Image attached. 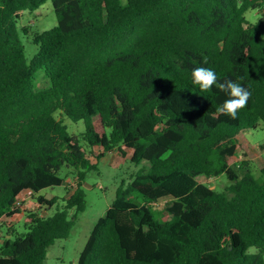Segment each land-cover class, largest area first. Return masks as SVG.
I'll use <instances>...</instances> for the list:
<instances>
[{
  "label": "trees",
  "instance_id": "obj_1",
  "mask_svg": "<svg viewBox=\"0 0 264 264\" xmlns=\"http://www.w3.org/2000/svg\"><path fill=\"white\" fill-rule=\"evenodd\" d=\"M47 1L56 24L33 34L29 58L17 21ZM200 67L217 74L208 91L193 83ZM229 80L250 93L235 119L220 111ZM57 112L83 122L95 159L123 147L148 162L116 189L76 264H264V165L256 177L244 152L231 161L238 135L264 124V0H0V219L21 212L22 192L77 171L62 208L26 211L15 238L2 223L0 264H42L85 208L94 164ZM222 175L223 189L203 180ZM36 200L47 209L57 196Z\"/></svg>",
  "mask_w": 264,
  "mask_h": 264
},
{
  "label": "rangeland",
  "instance_id": "obj_2",
  "mask_svg": "<svg viewBox=\"0 0 264 264\" xmlns=\"http://www.w3.org/2000/svg\"><path fill=\"white\" fill-rule=\"evenodd\" d=\"M246 17L249 21L254 22L260 15L257 10H249L246 12ZM56 24V16L50 1L45 2L39 8L32 12L25 11L21 14L17 21V29L19 36L25 45L27 57H31L36 52V45L32 42L33 34L40 33L44 30ZM28 26V33L24 34L21 30V26ZM48 85V79L42 72H38L36 77V86L38 88L46 87ZM56 117L63 120V123L67 126V130L70 134H73L78 138L79 143L83 149L87 152V156L90 158V163L94 164L92 169H84V179L82 181V190L85 194V208L81 212L75 214L74 224L69 232V235L63 239H57L54 243L47 248L46 257L42 264H76L78 255L82 250L89 233L96 222V220L103 215L110 203L115 197L116 189L122 184H126L130 176L137 172L141 168H147L148 162L142 161L139 164L131 162L130 150L121 148H115L112 151L105 152L102 157L95 159L91 152H97L98 148L94 147L90 149L85 141L81 139V133L84 131L83 122H73L66 116H63L59 112L56 113ZM106 131L108 129H105ZM240 147L234 153V157L231 161H238L242 157L244 152L247 158L252 163L253 174L259 176V168L264 165V148L259 149V144H264V124H259L254 127L245 130L238 135ZM76 170L67 173V170H61L62 176H66V186H53L40 190L32 196L22 195L23 200L20 205V215H15L12 221L6 225L14 229L12 238L26 232V227L22 222L23 213L26 211H33L41 215L52 214L56 208H62L65 203V198L72 192L75 187ZM209 183L212 187L216 186L219 189H223L228 183L225 176H221L217 179L207 178L203 179ZM42 195L46 199H50L57 196L56 203L46 209L44 206H40L37 203L36 196ZM165 200H160L153 205L154 209L162 210ZM73 213V210L71 211ZM7 227L0 232V239L5 233Z\"/></svg>",
  "mask_w": 264,
  "mask_h": 264
},
{
  "label": "clouds",
  "instance_id": "obj_3",
  "mask_svg": "<svg viewBox=\"0 0 264 264\" xmlns=\"http://www.w3.org/2000/svg\"><path fill=\"white\" fill-rule=\"evenodd\" d=\"M193 83L199 85L200 89L208 91L217 82V74L210 68L200 67L192 72ZM222 89L227 91L232 99L227 100L221 112L230 115L233 119L236 118L238 110L245 108L250 93L241 84L229 80L225 85H221Z\"/></svg>",
  "mask_w": 264,
  "mask_h": 264
},
{
  "label": "built area",
  "instance_id": "obj_4",
  "mask_svg": "<svg viewBox=\"0 0 264 264\" xmlns=\"http://www.w3.org/2000/svg\"><path fill=\"white\" fill-rule=\"evenodd\" d=\"M22 195L31 196V195H32V191H30V190H26V191L22 192V193L18 196L17 201H16V205H18L19 207H20V205H21V203H22L21 200H23Z\"/></svg>",
  "mask_w": 264,
  "mask_h": 264
},
{
  "label": "crops",
  "instance_id": "obj_5",
  "mask_svg": "<svg viewBox=\"0 0 264 264\" xmlns=\"http://www.w3.org/2000/svg\"><path fill=\"white\" fill-rule=\"evenodd\" d=\"M16 215H20V213L19 214H16ZM15 216V215H14ZM14 216H12V217H10V218H7V219H4V220H2V219H0V232H2L3 230H4V228H5V225L3 226V224L4 223H8V222H10V221H12V219L14 218ZM2 221V222H1ZM3 223V224H2ZM8 236V235H7Z\"/></svg>",
  "mask_w": 264,
  "mask_h": 264
}]
</instances>
